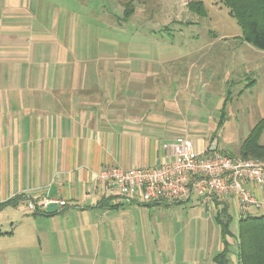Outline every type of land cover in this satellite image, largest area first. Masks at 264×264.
Returning a JSON list of instances; mask_svg holds the SVG:
<instances>
[{
  "label": "rangeland",
  "instance_id": "374dc122",
  "mask_svg": "<svg viewBox=\"0 0 264 264\" xmlns=\"http://www.w3.org/2000/svg\"><path fill=\"white\" fill-rule=\"evenodd\" d=\"M191 1H201L205 13ZM40 12L44 21L56 17L62 48L86 59L85 68L140 70L147 76L143 88L156 83L170 90L164 102L173 111L186 107L190 115L201 108L214 115L177 120V137L213 142L237 158L264 117V51L240 38L220 0H40ZM100 56L123 60L101 63L95 60ZM152 95L141 92V98ZM258 143L264 145V131ZM111 200L109 205L120 202ZM230 203L229 229L236 235L242 212L236 199ZM107 208L104 214L76 211L33 220L8 209L0 214V228L15 227L7 240L22 241L7 252L8 264H116L119 255L123 264H217L223 245L216 204L209 208L194 196L181 203L121 201ZM249 212L261 215L264 207ZM228 257L235 262L234 246Z\"/></svg>",
  "mask_w": 264,
  "mask_h": 264
},
{
  "label": "crops",
  "instance_id": "0c3cea01",
  "mask_svg": "<svg viewBox=\"0 0 264 264\" xmlns=\"http://www.w3.org/2000/svg\"><path fill=\"white\" fill-rule=\"evenodd\" d=\"M56 28L53 14L44 21L40 0H0V214L10 209L32 220L76 211L104 214L124 200L97 181L99 172L159 164L165 159L162 144L180 136L177 120L214 118L201 108L190 115L186 107L173 111L164 102L170 90L156 83L143 88L147 76L140 70L85 68L86 59L62 48ZM143 90L153 95L141 98ZM195 142L199 149L207 146ZM251 192L264 200V188L252 186ZM116 197L120 202L109 205ZM231 199L218 200L216 210L226 204L228 211ZM48 202L58 207L46 214L42 204ZM3 229L0 264H8L7 252L22 241L7 240L15 227Z\"/></svg>",
  "mask_w": 264,
  "mask_h": 264
},
{
  "label": "built area",
  "instance_id": "2783aa9c",
  "mask_svg": "<svg viewBox=\"0 0 264 264\" xmlns=\"http://www.w3.org/2000/svg\"><path fill=\"white\" fill-rule=\"evenodd\" d=\"M162 148L165 159L159 164L114 165L99 172L96 179L124 201L181 203L195 196L211 208L221 198L232 197L242 213L251 206L264 207V200L251 192L252 186L264 188L263 161L231 157L213 142L199 149L188 137L164 142ZM30 207L37 210L34 203Z\"/></svg>",
  "mask_w": 264,
  "mask_h": 264
},
{
  "label": "trees",
  "instance_id": "16d2710c",
  "mask_svg": "<svg viewBox=\"0 0 264 264\" xmlns=\"http://www.w3.org/2000/svg\"><path fill=\"white\" fill-rule=\"evenodd\" d=\"M228 9L229 15L240 27V38L264 51V0H220ZM189 5L197 7L199 14H204L201 1H191ZM254 80L250 81L253 84ZM264 131V117L250 130L240 147L241 158L257 159L264 162V145L258 143ZM154 201L147 206L158 204ZM117 205H113L115 207ZM48 214L50 212L44 211ZM215 219L221 227L222 250L215 255L217 264H264V214L254 215L249 211L238 218V232L234 235L229 229L231 216L226 204L216 212ZM235 248V262L228 254Z\"/></svg>",
  "mask_w": 264,
  "mask_h": 264
},
{
  "label": "water",
  "instance_id": "95a60500",
  "mask_svg": "<svg viewBox=\"0 0 264 264\" xmlns=\"http://www.w3.org/2000/svg\"><path fill=\"white\" fill-rule=\"evenodd\" d=\"M57 204L55 202H48L45 206V211L46 212H52L55 209H57Z\"/></svg>",
  "mask_w": 264,
  "mask_h": 264
}]
</instances>
